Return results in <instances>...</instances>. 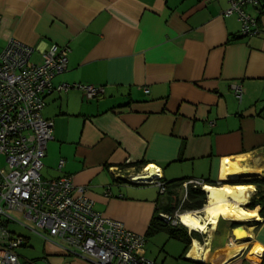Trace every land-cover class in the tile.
Listing matches in <instances>:
<instances>
[{
    "label": "crops",
    "instance_id": "crops-1",
    "mask_svg": "<svg viewBox=\"0 0 264 264\" xmlns=\"http://www.w3.org/2000/svg\"><path fill=\"white\" fill-rule=\"evenodd\" d=\"M228 6V0H0V52L15 39L39 63L52 44L66 46L67 68L53 83L104 89L92 99L76 88L44 94L42 116L53 128L41 177L68 175L84 186L95 211L145 237L139 253L155 264H264L259 206L226 211L250 219L208 224L204 240L180 228L147 235L155 208L168 207L171 198L167 191L159 196L155 184L131 180L151 171L165 182L182 180V208L189 180L225 191L250 185L247 204L256 190L248 181L264 178V0L245 6L258 28L249 36L240 33L236 14L223 15ZM233 84L241 86L240 98ZM27 228L32 233L21 246L34 251L25 249L21 259L93 264L61 237ZM193 239L207 241L210 254L223 247L236 253L194 256Z\"/></svg>",
    "mask_w": 264,
    "mask_h": 264
},
{
    "label": "built area",
    "instance_id": "built-area-1",
    "mask_svg": "<svg viewBox=\"0 0 264 264\" xmlns=\"http://www.w3.org/2000/svg\"><path fill=\"white\" fill-rule=\"evenodd\" d=\"M228 3L223 15H237L242 35L256 34V18L245 11V6L255 5L257 0ZM31 53V47L15 39H9L0 52V156H4V167H0V264H34L15 252L24 239L11 236L7 230V222L13 219L9 211L21 212L36 227L61 237L93 264H155L139 253L145 237L95 211L84 186L74 185L68 175L49 180L41 177L42 159L53 128V121L42 116L44 94L76 88L86 99H92L104 89L81 83H53L55 76L67 68L66 46L52 44L39 63L30 61ZM232 89L240 98L241 86L233 84ZM158 176L156 171L131 180L155 184L158 195L164 196L166 182ZM188 184L203 186L201 180L183 183L185 187ZM182 211L180 204L172 213L160 211L158 215L165 223L177 225Z\"/></svg>",
    "mask_w": 264,
    "mask_h": 264
},
{
    "label": "bare ground",
    "instance_id": "bare-ground-1",
    "mask_svg": "<svg viewBox=\"0 0 264 264\" xmlns=\"http://www.w3.org/2000/svg\"><path fill=\"white\" fill-rule=\"evenodd\" d=\"M153 168H154L153 166H147L145 170L148 171V170H152ZM151 174H154L153 171H151ZM202 189L206 190L208 193L203 207L201 209H186L182 211L179 214V218H178V221L182 223V225L189 223V224L196 225L199 228L204 229L206 228V226H208V224H212V226H215L216 223L220 219H238V220L240 219L249 220L250 219L248 217H229L226 214V211L233 210V209H240L242 207L241 203L247 202V198L249 196L250 190L252 189V186L244 185V184H236V185L229 186V189L223 193L214 191V189H212L210 186H205V184H203ZM196 217L206 218L207 225L205 224L199 225ZM241 233L243 232L241 231ZM205 245H208L207 241ZM204 249L202 252L207 257H226L228 258V257H231L233 253H236V250L225 248V247L217 251H214L211 254L209 250L204 251Z\"/></svg>",
    "mask_w": 264,
    "mask_h": 264
},
{
    "label": "trees",
    "instance_id": "trees-1",
    "mask_svg": "<svg viewBox=\"0 0 264 264\" xmlns=\"http://www.w3.org/2000/svg\"><path fill=\"white\" fill-rule=\"evenodd\" d=\"M248 183L255 185V187L257 188V193L254 197H252L249 203L245 204L242 208L245 211L254 212L256 208L259 206L260 209L258 211V214L263 215L264 214V178L263 179H253V180L248 181ZM181 184H182V180L166 182V190H167V194L170 195L171 204L168 207L157 205V207L155 208L153 217L151 218V221L149 223L147 235L156 233L160 230L167 231L170 234H173L177 230V228L185 230L184 229L185 227L182 226L181 224L172 225L170 223H165L158 215L160 211H163L166 213H172L175 210V208L179 205V203L181 202L180 201L181 198L178 194L177 189L181 186ZM228 186L229 184L222 185V187H225V188ZM205 193L206 191L204 192L202 189H200L199 186H196V187L191 186V185L188 186L187 198L183 201L182 208L183 209H201L203 203L206 200L205 198H207L206 196L207 193L206 194ZM243 213L246 215L256 214V213H245L244 211ZM193 232L195 231H192V234ZM192 236L195 237V235H192ZM185 242L187 245L185 246L184 253L187 252L189 248L187 239H185Z\"/></svg>",
    "mask_w": 264,
    "mask_h": 264
},
{
    "label": "rangeland",
    "instance_id": "rangeland-1",
    "mask_svg": "<svg viewBox=\"0 0 264 264\" xmlns=\"http://www.w3.org/2000/svg\"><path fill=\"white\" fill-rule=\"evenodd\" d=\"M0 167H4V156H0ZM206 186V185H205ZM206 190H204L205 192ZM214 191H217V192H225V189H215ZM207 193V191H206ZM254 193L255 194H250L251 197L249 198V200L252 199V197H254L257 193V188L256 190L254 189ZM182 195L184 197V192H182ZM208 195V193L206 194V196ZM206 199V198H205ZM206 201V200H205ZM205 203V202H204ZM203 203V205H204ZM202 205V206H203ZM10 212V215L11 217L13 218L12 220L10 219L7 224H6V228L7 230L9 231L10 235L11 236H21V237H24V236H27L28 234L31 235L30 233H32L27 227H34V224L32 222H30L28 219L24 218L23 217V214L21 212H17V211H9ZM240 212H243V210H241ZM244 214V213H242ZM206 221L207 219L206 218H197V222L199 225H207L206 224ZM182 225V223H179ZM182 226H184L185 230L188 231V229L192 230V231H196L197 234L198 232L202 235V240L203 237H206L208 236L209 234V228H199L198 226L196 225H192V224H183ZM40 229V228H38ZM41 231H44L42 229H40ZM196 232L194 234H196ZM192 234V235H194ZM206 241L203 243V244H199L198 241L196 239H193L192 240V243H191V248H190V251L192 253V255L196 256V255H199L201 254L202 250H203V246L205 245ZM181 245V244H180ZM183 245V243H182ZM31 245L28 246V247H25V246H19L17 248H15V252L20 256V258H23L22 256H24L22 253H24V251H26L25 249H28V253H33L34 249L31 251ZM22 252V253H21ZM22 254V255H21ZM25 258V257H24Z\"/></svg>",
    "mask_w": 264,
    "mask_h": 264
},
{
    "label": "water",
    "instance_id": "water-1",
    "mask_svg": "<svg viewBox=\"0 0 264 264\" xmlns=\"http://www.w3.org/2000/svg\"><path fill=\"white\" fill-rule=\"evenodd\" d=\"M245 204L244 203H241V206L243 207Z\"/></svg>",
    "mask_w": 264,
    "mask_h": 264
}]
</instances>
